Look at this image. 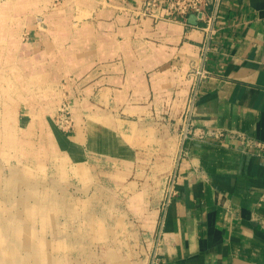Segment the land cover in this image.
<instances>
[{"label": "crops", "instance_id": "0c3cea01", "mask_svg": "<svg viewBox=\"0 0 264 264\" xmlns=\"http://www.w3.org/2000/svg\"><path fill=\"white\" fill-rule=\"evenodd\" d=\"M140 9L0 0V264H264V0Z\"/></svg>", "mask_w": 264, "mask_h": 264}, {"label": "built area", "instance_id": "2783aa9c", "mask_svg": "<svg viewBox=\"0 0 264 264\" xmlns=\"http://www.w3.org/2000/svg\"><path fill=\"white\" fill-rule=\"evenodd\" d=\"M213 0H141V16H153L160 19L188 23L190 15H195L197 20L205 19L208 8ZM161 9L163 13H159ZM57 121L59 126L69 132L74 128V119L70 104L64 101L57 109ZM212 136L222 138L226 133L222 130H202L201 137ZM246 148L254 146L264 149V144L259 141H244ZM247 149V150H249ZM151 264H164L157 252H155Z\"/></svg>", "mask_w": 264, "mask_h": 264}, {"label": "rangeland", "instance_id": "374dc122", "mask_svg": "<svg viewBox=\"0 0 264 264\" xmlns=\"http://www.w3.org/2000/svg\"><path fill=\"white\" fill-rule=\"evenodd\" d=\"M67 223V231L70 232L67 235H64L61 238L53 241V262H59V256H65V253H67V258H69L68 264H76L75 261H72L70 258L72 256H75V251L78 247L79 238L81 239L82 237L75 235V220H68ZM55 248H58V251H56Z\"/></svg>", "mask_w": 264, "mask_h": 264}, {"label": "water", "instance_id": "95a60500", "mask_svg": "<svg viewBox=\"0 0 264 264\" xmlns=\"http://www.w3.org/2000/svg\"><path fill=\"white\" fill-rule=\"evenodd\" d=\"M192 18H196V16H195V15H191V16H190V20H191Z\"/></svg>", "mask_w": 264, "mask_h": 264}]
</instances>
